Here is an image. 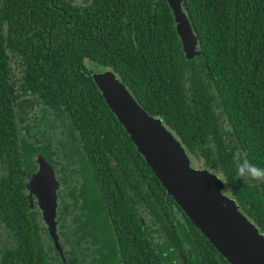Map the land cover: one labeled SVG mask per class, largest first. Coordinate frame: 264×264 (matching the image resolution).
<instances>
[{
  "label": "trees",
  "instance_id": "1",
  "mask_svg": "<svg viewBox=\"0 0 264 264\" xmlns=\"http://www.w3.org/2000/svg\"><path fill=\"white\" fill-rule=\"evenodd\" d=\"M20 4L21 0H0V264H45L47 233L39 230L47 227L39 207H31L26 185L37 170V156L52 162L54 116L57 122L80 131L86 142L84 147L88 148L100 141L102 122L97 115L103 111L101 115L107 125L121 129L126 148L137 153L145 173L152 176L155 192L164 187L103 103L94 82L75 75L81 67L78 50L83 51L86 43L73 42V59L60 56L57 65L51 59L53 49H47L46 34L58 19L53 8L55 1L27 0V11L32 14H27L24 22L20 20ZM71 12L67 10L72 18L65 16V21L70 20L77 31L87 21L99 20L106 26L105 38L92 35L88 43L96 61L109 62L122 57L127 25L130 41L137 40V68L134 71L126 63L115 68L131 83V88L138 89L150 112L161 113L167 122L168 118L178 119L186 133H192L193 126H205L210 131L217 123L224 124L230 137L227 140L238 148L245 167L251 173L264 169V0H185L184 13L202 51L198 59L192 60L184 55L167 0H155V3L153 0H90L85 6H74ZM4 23L6 26H2ZM30 27L32 33L25 34L23 31ZM8 47L16 52L15 57H7ZM11 61L30 75L46 72L43 80L38 77L37 90L33 91L38 95L37 103L34 94L27 90L26 124L23 119L15 123L13 107L4 105L3 91L10 89L5 70L11 68ZM70 67H74L75 73L67 75L65 70ZM202 69L207 75L200 72ZM54 70H58V76L51 74ZM202 76L205 79L201 80ZM206 80L209 82L205 91L216 96L217 111L205 102ZM187 83L192 85V92L182 89ZM87 92L100 101L96 108L99 110L86 101ZM177 99L182 102L175 103ZM184 141L196 144L187 136ZM62 166L69 176L74 175L68 168L70 163ZM94 167L98 171L99 164ZM108 170L109 166L106 173ZM232 178L236 179V174ZM255 196L253 191L248 192V201L252 203L246 206V213L264 230V205ZM108 212L115 213L113 209Z\"/></svg>",
  "mask_w": 264,
  "mask_h": 264
},
{
  "label": "flooded vegetation",
  "instance_id": "2",
  "mask_svg": "<svg viewBox=\"0 0 264 264\" xmlns=\"http://www.w3.org/2000/svg\"><path fill=\"white\" fill-rule=\"evenodd\" d=\"M54 1L53 8L58 19L46 34V43L49 45L47 49L48 51L53 49L50 51L53 62L57 65L56 59L60 56L73 59V42L83 40L86 43L85 48L83 51L78 50L81 67L75 75H82L89 83L92 80L101 93L103 103L108 107L94 76L105 73L117 76L140 106L150 115L161 119L182 143L192 166L218 176L224 184L222 192L234 199L240 211L264 234V230L246 213V206L252 203L248 201L250 191L256 194L255 197L260 205H264V180L254 179L248 167H245V161L238 148L234 146L233 141L227 140L229 132L226 131V126L217 123L220 125L219 129L216 124L210 131L205 126H193L192 133H186L178 119L168 118L169 122H167L161 113L150 112L149 107L143 103L148 104V102L139 96L138 89L131 88V83L126 81L115 68L116 65L123 63L134 71L137 68L136 63L139 59L137 40L130 41L131 35L128 34L127 25L124 27L125 46L121 52L122 57L112 58L109 62L96 61L90 53L88 43L92 35L100 39L105 38L106 26L99 20L91 23L87 21L83 28L77 31L70 20L65 21L67 19L65 16L72 18L67 10L72 13L74 6H85L90 0ZM153 2L155 3V0ZM184 5L185 1L183 10ZM19 7L20 20L24 22L27 14H32L31 11H27L29 8L27 0H21ZM147 8H154V5H147ZM6 16L7 12L5 18ZM4 25L6 26L5 23L2 26ZM10 32L11 29L8 27L7 33ZM23 32L27 35L31 34L32 27ZM36 32H33V35ZM182 49L184 52L183 44ZM197 49L200 53L192 59H198L202 55L198 43ZM7 51L8 58L15 57L16 52L11 47H8ZM73 68H67L65 73L66 71L67 75L75 73ZM5 71L10 89L9 92L3 91L4 105L7 104L8 108L13 107L15 123L23 119L26 124L27 90L34 94L33 91L37 90L38 86V77L43 80L42 75L46 72L41 70L39 76L30 75L28 70L19 68L15 63ZM57 72L58 70H54L51 74L58 76ZM200 72L204 75V69ZM203 79L205 78L202 76L201 80ZM206 82L203 83L205 102L207 107H215L214 110L217 111L219 103L216 96L210 95L211 91L206 93L205 88L209 80ZM196 88L198 90V83ZM182 89H190L192 92V85L187 83ZM34 96L37 103L38 95L34 94ZM85 97L95 110H99L96 108L101 104L99 100L94 99L95 96L91 98L90 93L87 92ZM174 102L181 103L182 99ZM109 109L111 110L110 107ZM111 112L113 113L112 110ZM101 114L103 111L97 115L102 122L100 141L88 148L84 147L86 142L82 140L80 131L72 129L67 123L57 122L54 116L52 128L54 153L51 164L55 168L59 182L56 216L59 248L50 237L48 228L39 230L47 233L45 240L48 244L46 246L48 255L45 264H231L190 220L173 200L174 198H171L164 186L155 192L152 176L145 173V167L140 163L137 153L126 148L122 141L121 129L107 125ZM185 136L195 140L196 144L184 141ZM61 159L64 160L63 163ZM66 162L70 163L68 168L73 171V176L68 175L64 167L66 165L62 166ZM95 164H99L98 171L94 167ZM108 166L109 170L106 173ZM150 171L155 175L151 168ZM235 174L236 179H233ZM72 190H75L74 194H70ZM36 206L38 207L37 203ZM112 209L115 211L114 214L108 212Z\"/></svg>",
  "mask_w": 264,
  "mask_h": 264
},
{
  "label": "water",
  "instance_id": "3",
  "mask_svg": "<svg viewBox=\"0 0 264 264\" xmlns=\"http://www.w3.org/2000/svg\"><path fill=\"white\" fill-rule=\"evenodd\" d=\"M185 0H167L188 59L200 53L197 38L183 10ZM95 82L119 122L185 214L231 264H264V234L222 190V180L195 169L182 143L164 125L140 106L112 73L95 75ZM38 169L29 179V202L37 203L49 235L57 242L59 182L54 166L37 156Z\"/></svg>",
  "mask_w": 264,
  "mask_h": 264
},
{
  "label": "clouds",
  "instance_id": "4",
  "mask_svg": "<svg viewBox=\"0 0 264 264\" xmlns=\"http://www.w3.org/2000/svg\"><path fill=\"white\" fill-rule=\"evenodd\" d=\"M251 175L254 179H264V169H256Z\"/></svg>",
  "mask_w": 264,
  "mask_h": 264
}]
</instances>
